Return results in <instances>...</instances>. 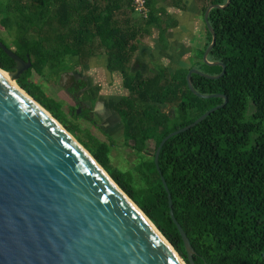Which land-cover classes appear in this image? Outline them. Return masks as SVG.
<instances>
[{
  "label": "trees",
  "instance_id": "16d2710c",
  "mask_svg": "<svg viewBox=\"0 0 264 264\" xmlns=\"http://www.w3.org/2000/svg\"><path fill=\"white\" fill-rule=\"evenodd\" d=\"M226 1L210 0L201 6V15L209 4ZM155 2L144 0L147 18L142 26L124 15V9L134 12L132 0H0V27L9 37L8 43L1 38L0 43L21 60L29 59V68L16 82L50 111L30 93L25 79L31 72L40 74L45 67L60 65L66 55L81 57L96 39L104 49L107 71L121 76L126 91L113 106L123 123V143L141 158L148 186L157 188L145 190V198H140L117 173L111 174L113 180L185 264L189 262L168 215L167 194L173 218L192 249V264H264V0H230L222 8H211L207 21L215 45L206 61L220 65L202 61L211 34L201 18L202 46L173 80L162 68L145 78L129 68L140 33L153 27L162 38ZM221 65L225 73L220 78L190 74V85L199 95L224 96L227 103L168 138L158 153L157 173L153 154L160 140L224 102L222 97L194 95L186 86V73L194 69L216 76ZM0 69L14 70L12 59L1 48ZM148 141L153 144L150 158L144 155ZM96 158L105 167L104 159Z\"/></svg>",
  "mask_w": 264,
  "mask_h": 264
},
{
  "label": "water",
  "instance_id": "95a60500",
  "mask_svg": "<svg viewBox=\"0 0 264 264\" xmlns=\"http://www.w3.org/2000/svg\"><path fill=\"white\" fill-rule=\"evenodd\" d=\"M229 1L209 4L202 14L211 34V43L202 53L206 65H220L206 61L215 45L208 12ZM0 48L14 63V70L6 74L16 81L29 68V59L21 60L1 43ZM221 66L216 76L194 69L186 73V86L194 95L222 97L224 102L160 140L153 154L157 173L163 143L227 103L224 96L199 95L190 85V74L220 78L225 73ZM76 143L0 74V264H181L145 215ZM167 206L192 264V249L173 218L168 194Z\"/></svg>",
  "mask_w": 264,
  "mask_h": 264
},
{
  "label": "rangeland",
  "instance_id": "374dc122",
  "mask_svg": "<svg viewBox=\"0 0 264 264\" xmlns=\"http://www.w3.org/2000/svg\"><path fill=\"white\" fill-rule=\"evenodd\" d=\"M209 1L156 0V14L161 22L160 28L164 30L162 38L158 37V30L153 27L149 29V33L138 35L135 42L137 50L130 59V71H140L145 78L155 74L157 68H162L166 76L173 80L181 68H188L195 50L204 41L200 8ZM123 12L137 25L143 26L147 18L146 12L134 10L132 13L128 9ZM0 38L6 43L9 41L1 27ZM60 59V65L45 67L40 74L31 72L25 79L31 85L30 93L46 104L50 111L20 88L16 81L15 84L92 157L145 215L124 188L111 177L112 173H117L140 198H145V190L155 192L157 188L155 185L148 186L150 181L144 177L141 158L123 143V123L113 109L120 98L126 95L121 76L107 71L104 49L96 39L86 47L81 57L66 55ZM162 108L171 114V110L165 106ZM82 111L87 113L86 116L80 115ZM146 146L144 155L150 158L153 144L148 141ZM98 155L104 159L105 167L98 162ZM173 251L177 254L174 249ZM179 259L185 264L180 256Z\"/></svg>",
  "mask_w": 264,
  "mask_h": 264
},
{
  "label": "bare ground",
  "instance_id": "6f19581e",
  "mask_svg": "<svg viewBox=\"0 0 264 264\" xmlns=\"http://www.w3.org/2000/svg\"><path fill=\"white\" fill-rule=\"evenodd\" d=\"M0 74L2 75V77L6 80V82L7 83H9L11 86H13L14 88H16L17 90H19V91H21V93L23 94V95H25L26 97H28L21 89H19L18 87H17V85L15 84V82L10 78V76H8V74H6L5 72H3V71H1L0 70ZM29 98V97H28ZM30 99V98H29ZM32 101V100H31ZM33 102V101H32ZM34 103V102H33ZM35 104V103H34ZM41 111H43L44 113H45V115L47 116V117H49L50 119H51V117L49 116V114L47 113V112H45L41 107H39L37 104H35ZM52 120V119H51ZM77 144V143H76ZM78 145V144H77ZM81 148V147H80ZM82 149V148H81ZM83 150V149H82ZM146 220V219H145ZM147 223L149 224V226H150V223L147 221ZM151 228L156 232V230L154 229V227L151 225ZM157 233V235L160 237V235L158 234V232H156ZM162 239V238H161ZM168 247V246H167ZM168 249L173 253V255L175 256V258H176V260L179 262V263H181L180 262V260L176 257V255L174 254V252L172 251V249L171 248H169L168 247ZM182 264V263H181Z\"/></svg>",
  "mask_w": 264,
  "mask_h": 264
},
{
  "label": "built area",
  "instance_id": "2783aa9c",
  "mask_svg": "<svg viewBox=\"0 0 264 264\" xmlns=\"http://www.w3.org/2000/svg\"><path fill=\"white\" fill-rule=\"evenodd\" d=\"M132 5L135 11L139 13H145V4L144 0H132Z\"/></svg>",
  "mask_w": 264,
  "mask_h": 264
}]
</instances>
